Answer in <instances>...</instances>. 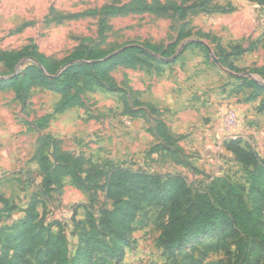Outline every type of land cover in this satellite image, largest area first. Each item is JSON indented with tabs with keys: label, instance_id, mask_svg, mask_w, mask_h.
I'll use <instances>...</instances> for the list:
<instances>
[{
	"label": "rangeland",
	"instance_id": "1",
	"mask_svg": "<svg viewBox=\"0 0 264 264\" xmlns=\"http://www.w3.org/2000/svg\"><path fill=\"white\" fill-rule=\"evenodd\" d=\"M110 5L127 9L100 11ZM148 44L158 48L155 59L143 56L142 62L114 66L102 78L80 74L65 91L39 80L19 85L18 91L0 87V195L16 205L0 214V229L6 232L22 216L35 213L41 223L63 232L74 254L87 229V212L98 220L102 209L113 207L105 184L114 169L180 175L197 192L224 182L248 186L247 170L224 142L236 136L264 160V78L257 73L264 68V8L257 2L0 0V55L27 46L32 53L21 56L14 72L0 61V79L39 65L35 55L54 67L43 73L49 80L80 61L70 54L83 47L104 53L95 60L101 61L124 46ZM170 101L188 112V128L197 120L196 129L209 125L193 133L196 142L191 138L182 147L161 148L153 118L137 112L147 106L167 113ZM230 113L236 120L229 126ZM53 152L77 159L90 175L86 185L65 176L59 187L42 192L39 155ZM166 221L163 204L142 203L116 256L96 253L85 264H242L235 240L220 232L180 248H163L157 240ZM219 241L224 245L218 251L203 255L205 246ZM3 245L1 239L0 252Z\"/></svg>",
	"mask_w": 264,
	"mask_h": 264
},
{
	"label": "trees",
	"instance_id": "2",
	"mask_svg": "<svg viewBox=\"0 0 264 264\" xmlns=\"http://www.w3.org/2000/svg\"><path fill=\"white\" fill-rule=\"evenodd\" d=\"M251 1L264 8V0ZM125 9L110 5L100 11L106 15ZM157 51V46L150 44L124 46L106 59L95 61L105 54L91 47H83L70 54L72 60L80 61L66 66L59 75L51 76L49 80L43 73L53 72L54 67L42 56L35 55L44 70L37 64H30L19 74L0 79V87L13 86L17 89L19 85L26 87L39 80L46 87L65 91L74 85L80 74H86L91 79L102 78L106 69L142 62L143 56L155 59ZM31 55L27 46L15 53L0 55V61L8 71L14 72L21 56ZM86 60L88 62L84 63ZM257 73L264 78V68ZM158 132V135H165L162 131ZM224 146L247 170V187L224 182L219 188L210 185L197 192L180 175L114 169L105 184L106 197L113 201V207L102 209L98 220L90 211L87 212V229L74 254L70 253L61 230L53 231L51 225L41 223L35 213H29L11 224L6 232L0 229V240L3 239L4 243L0 264H17L21 259H25V264H85L89 256L96 253L114 258L121 250L123 233L131 230L135 213L144 202L163 204L166 210L167 221L157 240L163 248H180L193 240L220 232L225 238L235 240L237 261L258 264L259 260L264 259V160L254 150L241 146L240 139L227 140ZM39 163L44 193L59 187L61 178L65 176H69L79 186L86 185L90 178L77 159L62 152L50 155L40 153ZM0 202L3 204L0 214L12 212L16 208L1 195ZM222 243L219 241L215 245L205 246L203 255L218 251L219 246L224 245Z\"/></svg>",
	"mask_w": 264,
	"mask_h": 264
},
{
	"label": "crops",
	"instance_id": "3",
	"mask_svg": "<svg viewBox=\"0 0 264 264\" xmlns=\"http://www.w3.org/2000/svg\"><path fill=\"white\" fill-rule=\"evenodd\" d=\"M174 99H176V98H174ZM183 99H184V102H186V98L183 97ZM171 101L167 104V108H164L165 110L169 109V111L167 113H164L162 109L158 111V110H153L154 107L152 109H150L147 106L140 107L139 108L140 110L137 111L138 113L146 112L147 115H149L153 118L152 119V130L159 137V140L161 143V148L178 147V146L182 147V145L185 144L184 140L191 139L194 132H196V131L199 132L202 130L207 131L208 127H209V125L204 126L202 128V130L194 128V125H199V120H197L195 122V124L191 123V125H192L191 128H188V126L190 125L189 124V117L187 116L188 112L184 109H180L179 102H178V104H176L177 107H173L171 105ZM172 104L175 105L174 100L172 101ZM150 106H152V105H150ZM203 114H205V112H203ZM201 119H202V117H201ZM158 131H162L165 135H158ZM183 131H185V132H183ZM190 132H192V133H190ZM208 133H210V131ZM192 140H193V143H194V141L195 142L197 141V140H194L193 138H192ZM188 141H190V140H188ZM163 152H165V150H163Z\"/></svg>",
	"mask_w": 264,
	"mask_h": 264
},
{
	"label": "built area",
	"instance_id": "4",
	"mask_svg": "<svg viewBox=\"0 0 264 264\" xmlns=\"http://www.w3.org/2000/svg\"><path fill=\"white\" fill-rule=\"evenodd\" d=\"M235 120L236 118L233 113L228 114V116L226 117V125L230 126V124H234ZM231 139H236V136H232Z\"/></svg>",
	"mask_w": 264,
	"mask_h": 264
}]
</instances>
